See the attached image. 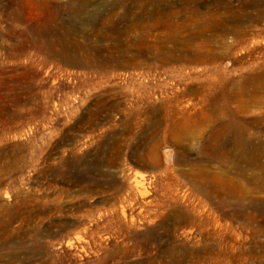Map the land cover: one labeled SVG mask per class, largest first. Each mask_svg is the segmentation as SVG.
<instances>
[{"label":"rangeland","instance_id":"1","mask_svg":"<svg viewBox=\"0 0 264 264\" xmlns=\"http://www.w3.org/2000/svg\"><path fill=\"white\" fill-rule=\"evenodd\" d=\"M79 1L0 0V264H264V0Z\"/></svg>","mask_w":264,"mask_h":264},{"label":"bare ground","instance_id":"2","mask_svg":"<svg viewBox=\"0 0 264 264\" xmlns=\"http://www.w3.org/2000/svg\"><path fill=\"white\" fill-rule=\"evenodd\" d=\"M87 2H88V0H81V1H79L78 10L81 11L82 9H84L86 7V5H87ZM52 29L53 28H52L51 20L45 21L44 22V30H43V32L46 31V33H47V32L52 31ZM56 29L58 31H60V29H61V22L57 25ZM40 40H41L42 43H47L49 41V38H48V36H42L40 38ZM168 122H171V121H168ZM217 137H218L217 130L216 129H212L211 130V133H210V139H211L212 144L214 146H216ZM207 154L209 156H211L212 158H215L216 157V156L213 155L215 153L209 152ZM146 155L149 158H154L153 157L154 155L151 152H148ZM93 166L94 167H97V170L98 171H95V173L92 175V178L95 179V180H97V181H99V180H101V179H99V177L101 176V174L103 176H105L106 171H105V169H103V167L106 168L107 165H93ZM109 167H112V166L109 165ZM96 173H97V177L95 178ZM79 177L80 178H85V177L90 178V174L89 173L87 175H81V174H79ZM143 178H144V175L142 173H136L135 174V177L133 178V182H134L136 194L139 197H141V201L145 203V198L149 195L150 191H149V189H147V187L145 186L144 182L142 181ZM142 210L143 209H140L141 213H143ZM130 215H131L130 217H131L132 221H134L135 218H137V220L140 221V222L142 221L141 214H137L135 216V215H133L130 212ZM144 215H146V214L144 213ZM143 218H145V217L143 216ZM177 221L182 222L183 220L178 219ZM89 225H91V224H89ZM89 225H88V222H84L82 220H79V226H81L82 231H84V232H87V231L88 232H92V229L90 228ZM170 229H171V231L174 232V231H178L180 229V227L178 226V224L173 223L170 226ZM177 235H178L177 233L176 234H173V233L170 234L171 237L167 239V242L169 243V245H171V247H169L170 248V254H169V256H168L167 259L159 260L158 261V264H197L198 261H199V258L197 257V255L199 254V250H196L194 252H189V247L188 248H184L183 245H178V244L177 245H173L172 243L175 242V239H177L176 238ZM133 236H136V233H134ZM81 240H82V235H77L76 236V241L80 242ZM104 240L107 241V238L104 239ZM150 240H152L150 242L151 243V246H144L142 244H138V248H139L138 249V252H139L138 254L139 255L140 254H147V255H149L151 253V251L153 250V248L155 249V247L153 246L152 243H154V241H156V237H152ZM193 248L198 249L196 247H193ZM132 252H133L132 254H134L136 252L135 251V248H133V251ZM148 260H146L142 264L147 263ZM135 264H137V263H135Z\"/></svg>","mask_w":264,"mask_h":264}]
</instances>
